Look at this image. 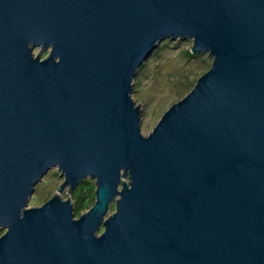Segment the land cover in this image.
I'll return each instance as SVG.
<instances>
[{"label": "water", "instance_id": "95a60500", "mask_svg": "<svg viewBox=\"0 0 264 264\" xmlns=\"http://www.w3.org/2000/svg\"><path fill=\"white\" fill-rule=\"evenodd\" d=\"M166 38L213 63L143 135ZM0 226V264H264V0H0Z\"/></svg>", "mask_w": 264, "mask_h": 264}, {"label": "rangeland", "instance_id": "374dc122", "mask_svg": "<svg viewBox=\"0 0 264 264\" xmlns=\"http://www.w3.org/2000/svg\"><path fill=\"white\" fill-rule=\"evenodd\" d=\"M192 45V39L166 38L156 46L139 67L133 79L131 97L135 106L141 102L139 107H141L143 135L152 132L164 112L173 103L184 98L194 88L198 79L210 69L213 58L207 53L191 52ZM40 49L41 47L35 48L34 55H37ZM40 53H42L41 57L45 58L49 51L42 52L41 49ZM124 179L128 181V178ZM63 181L64 177L60 175L57 168L50 169L35 186L28 206H41L53 196ZM81 182L84 183L81 185ZM81 182L76 187L79 190L75 189L71 194L66 191L68 187H64L60 192L62 199H67L70 196L71 201H74L75 218H79L84 210L87 211L92 207L96 200L95 179L86 178ZM115 210L114 201L110 205L106 217ZM5 231L0 226V236Z\"/></svg>", "mask_w": 264, "mask_h": 264}, {"label": "trees", "instance_id": "16d2710c", "mask_svg": "<svg viewBox=\"0 0 264 264\" xmlns=\"http://www.w3.org/2000/svg\"><path fill=\"white\" fill-rule=\"evenodd\" d=\"M83 183H84V182H83ZM83 183L81 182V185H82ZM75 189H78V190H79V188H75ZM75 189H74V190H75ZM76 199H77V198H76ZM78 205H79V203L77 204V206H78ZM74 208H76V207H74Z\"/></svg>", "mask_w": 264, "mask_h": 264}]
</instances>
